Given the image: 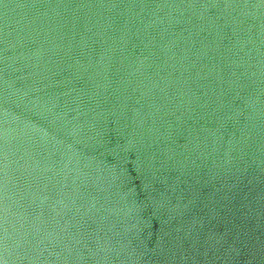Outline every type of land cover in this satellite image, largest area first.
<instances>
[{
  "label": "water",
  "instance_id": "95a60500",
  "mask_svg": "<svg viewBox=\"0 0 264 264\" xmlns=\"http://www.w3.org/2000/svg\"><path fill=\"white\" fill-rule=\"evenodd\" d=\"M0 264H264V0H0Z\"/></svg>",
  "mask_w": 264,
  "mask_h": 264
}]
</instances>
